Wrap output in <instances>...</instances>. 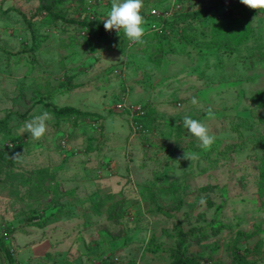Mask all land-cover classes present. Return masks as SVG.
Returning a JSON list of instances; mask_svg holds the SVG:
<instances>
[{"label": "rangeland", "instance_id": "obj_1", "mask_svg": "<svg viewBox=\"0 0 264 264\" xmlns=\"http://www.w3.org/2000/svg\"><path fill=\"white\" fill-rule=\"evenodd\" d=\"M53 1L0 0V264H264V11L143 0L176 16L145 17L138 45L105 30L111 0L53 7L87 25ZM44 111L45 136L22 134Z\"/></svg>", "mask_w": 264, "mask_h": 264}, {"label": "clouds", "instance_id": "obj_2", "mask_svg": "<svg viewBox=\"0 0 264 264\" xmlns=\"http://www.w3.org/2000/svg\"><path fill=\"white\" fill-rule=\"evenodd\" d=\"M240 2L250 9L264 11V0H240ZM143 6V0H111V9L104 19L105 30H115L118 34L123 30L130 42L142 45L144 43L143 37L146 34V20L141 14ZM191 103L197 105V98L193 97ZM206 114L209 119H215V113L211 107L207 109ZM52 119V114L44 111L42 114L34 116L30 121H26L21 132L22 134L29 133L33 139L40 140L47 132V121ZM183 125L200 142V148L205 151L211 149L216 136L211 134L210 129L203 122L185 116ZM184 158L190 161L199 159L195 153L184 154Z\"/></svg>", "mask_w": 264, "mask_h": 264}, {"label": "trees", "instance_id": "obj_3", "mask_svg": "<svg viewBox=\"0 0 264 264\" xmlns=\"http://www.w3.org/2000/svg\"><path fill=\"white\" fill-rule=\"evenodd\" d=\"M174 1L177 2V3L180 2V0H174ZM60 2H62V0H55V1L51 2V3H49V4H46V5L44 4L43 6H41V8L46 9L48 11L49 15L54 17V19L63 20V21H66V22L67 21L68 22H73V23H77V24H80V25H87L88 24L86 21H78V20L73 19V18L72 19H66V18H64V16L61 13L54 12L53 11V7L57 3H60ZM153 7H156V6L155 5H150V6H148V8H146L145 17L148 18V16H153V15L150 14V11H151V9ZM157 7H160L161 9H165V4L161 5V6H157ZM175 14H176V12H173L172 15H170L168 17H161V21H163L164 23L167 22L168 24H170V22H172L173 18L176 16ZM23 17L28 21V23H31V20L27 18L26 14L23 13ZM158 19H160V17ZM174 28L175 27H173V29ZM149 29H150V26H149ZM169 29H170V33H171L172 28L169 27ZM150 31L154 32V30H152V29H150ZM170 33H168V34H170ZM45 105L50 106V105H53V104L45 103ZM53 109H54V112L56 114H59V115L70 114V113H73V112L76 111V108L71 107V106H64V107H61V108H57L56 106H54ZM23 115H25V114H23ZM10 117H11V113L7 114L4 118L0 119V125L1 126H7L8 123H9ZM143 117H144V115L142 117H138V118H143ZM143 119H145V118H143ZM0 160L7 161L9 159H8L7 156H5V154L3 152H0ZM3 238L4 237L2 236L1 237L2 241L4 240ZM7 252H8L7 254H8V259H9V263L8 264H15V258L13 256V253L11 252L10 249H7ZM192 263L193 264H197V263H194V261H192ZM180 264H188V262L187 261H182V263H180Z\"/></svg>", "mask_w": 264, "mask_h": 264}, {"label": "built area", "instance_id": "obj_4", "mask_svg": "<svg viewBox=\"0 0 264 264\" xmlns=\"http://www.w3.org/2000/svg\"><path fill=\"white\" fill-rule=\"evenodd\" d=\"M174 3H177V2H174ZM173 11L174 10L170 7L165 8L163 10H159V9L153 7L150 11V14L155 16L156 18L168 17V16L172 15ZM152 28H153L152 30H154V31H159L160 26L158 23H154ZM116 107L119 110L127 112L129 115H131V117H134V118L142 117L143 115H145V111L141 105H134V104H130V103L128 104L125 100L118 102V104H116Z\"/></svg>", "mask_w": 264, "mask_h": 264}]
</instances>
